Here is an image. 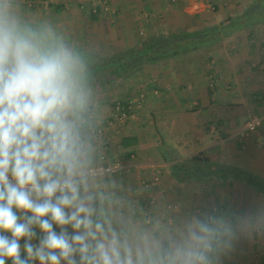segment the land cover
I'll return each mask as SVG.
<instances>
[{
	"label": "clouds",
	"instance_id": "9594fccd",
	"mask_svg": "<svg viewBox=\"0 0 264 264\" xmlns=\"http://www.w3.org/2000/svg\"><path fill=\"white\" fill-rule=\"evenodd\" d=\"M100 62L0 0V264H222L264 239V200L153 212L136 199L105 161Z\"/></svg>",
	"mask_w": 264,
	"mask_h": 264
},
{
	"label": "crops",
	"instance_id": "0c3cea01",
	"mask_svg": "<svg viewBox=\"0 0 264 264\" xmlns=\"http://www.w3.org/2000/svg\"><path fill=\"white\" fill-rule=\"evenodd\" d=\"M222 1L218 5L221 11L225 9ZM202 7L203 3L197 1L184 11L198 14L196 17L205 9ZM227 40L229 43L212 45H217L213 54L216 59L207 64L197 60L185 67L187 62L183 65L177 58L178 66L173 69L174 58L161 61L170 66H164L159 77L154 76L164 97L162 103L152 101L156 94L152 91L146 98L150 111L146 119L151 115L146 129L157 132L160 143L154 141V133L145 137L138 133L136 124L145 123L144 118H139L143 108L138 109V105L134 107L136 115L126 125L117 124V147L113 153L117 154V161L124 156L131 164L116 176L150 211L157 212L159 205L169 199L176 201L182 211H204L212 205L222 210H244L264 200V193L246 180L251 175L264 183V126L257 132L242 134L251 115L264 114V26L242 29ZM132 102L138 101L131 98L125 104L131 106ZM112 131L113 128L105 137L110 157ZM148 153L154 155L151 161L141 157ZM192 163L197 170L193 178L175 176V164L188 167ZM158 170L162 174L158 192L140 193L141 179ZM36 231L39 237V229ZM222 264H264V239H241Z\"/></svg>",
	"mask_w": 264,
	"mask_h": 264
},
{
	"label": "rangeland",
	"instance_id": "374dc122",
	"mask_svg": "<svg viewBox=\"0 0 264 264\" xmlns=\"http://www.w3.org/2000/svg\"><path fill=\"white\" fill-rule=\"evenodd\" d=\"M197 1H201L205 7V9H201L199 16L195 17L198 14L190 15L187 11H184L187 10L189 5ZM251 2L252 0H223L221 4L225 5V9L222 11L218 7L220 0H22V6L29 17L52 20L70 38L85 47L95 49L101 57H105L140 44L149 36L194 31L218 24L225 18L242 12ZM58 6H60V11H57ZM228 37L217 43H229ZM215 50H217V45L216 48L215 46L200 48V50L190 51L178 57V61L183 63V65L187 62L184 65L185 67L188 63L194 64V61L197 60L207 64L206 62L210 63L211 60L216 59L215 55H213ZM174 60L176 63L177 58H174ZM177 64L178 62L173 69L178 66ZM167 65L168 63L165 66V61L164 64L159 61L123 79L114 78L109 71L97 73V84L105 107L103 139L106 137V132L113 128L112 153L117 147V132L115 133L117 124L126 125L136 113V108L134 107L137 105L138 109L143 108L142 115L139 118L142 117L145 121V123L139 121L136 124L140 128L138 133H143V137L154 133V141L160 143L161 140L158 133L146 129V126L150 123L148 121H151V115H148L150 117L146 119V114L149 111V107L146 108V98L148 92L150 95L151 91L152 93L155 92L156 94L154 93L152 101L154 100V102L161 105V99L164 97L157 87L159 81L154 80L156 79L154 76L159 77L164 66L165 69L170 67ZM131 98L138 102L130 103L131 106L126 105L125 103L129 102ZM117 102L122 106L126 105V108L129 106V114L122 122L113 117ZM135 121L137 122V120ZM118 129L120 128L118 127ZM105 140L104 155L106 164L124 165L122 172H125L129 167H126L127 164L131 163H127L125 158H122L124 156H121L118 161L117 154H111L113 158L108 156L109 152L106 148L108 140L106 138ZM146 147H149V145H146ZM149 155L150 153L141 157L148 158L151 161L154 155ZM137 157L135 156L136 159ZM148 161L146 160V162ZM131 168L134 167L131 166ZM161 175L158 170L147 176L149 178L141 179L142 189H139L140 193L158 192L162 181ZM135 193H138V189L135 190ZM154 204L153 206L156 205ZM176 206H178L177 202L169 199L164 201L163 205H159L157 212H164L167 207L175 208ZM147 209H150V207H147ZM152 211L154 212V210ZM23 244L24 241L21 242L22 246ZM6 262L8 264L9 260Z\"/></svg>",
	"mask_w": 264,
	"mask_h": 264
},
{
	"label": "trees",
	"instance_id": "16d2710c",
	"mask_svg": "<svg viewBox=\"0 0 264 264\" xmlns=\"http://www.w3.org/2000/svg\"><path fill=\"white\" fill-rule=\"evenodd\" d=\"M57 11H60V6L57 7ZM257 25H264V0H252L242 12L227 17L212 26L194 31L149 36L131 48L101 57L96 71L97 73L109 71L117 79L128 78L150 64L167 58H178L190 51L212 46L235 32ZM123 107L126 108V105ZM104 141L106 142L105 138ZM163 157L165 160L167 159L164 154ZM194 161L193 158L192 162ZM173 169L175 176L182 174L192 178L197 171L193 163L188 167L175 164ZM246 180L254 188L264 193V183L251 175H248Z\"/></svg>",
	"mask_w": 264,
	"mask_h": 264
},
{
	"label": "built area",
	"instance_id": "2783aa9c",
	"mask_svg": "<svg viewBox=\"0 0 264 264\" xmlns=\"http://www.w3.org/2000/svg\"><path fill=\"white\" fill-rule=\"evenodd\" d=\"M127 114H129V106L128 108H124L122 105H120L119 102L115 104V113L113 115L114 118H117L118 121H123L126 119ZM109 123V122H108ZM264 126V114H253L250 116L248 121L245 123L244 128L242 130V134H249L257 132L260 128ZM109 165V164H107ZM114 170L115 175L117 173L122 172L124 169V165L115 164V165H109ZM147 208V207H146ZM33 243H38V240H34Z\"/></svg>",
	"mask_w": 264,
	"mask_h": 264
}]
</instances>
